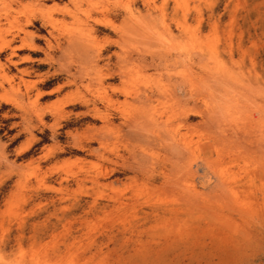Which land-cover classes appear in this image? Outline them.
Wrapping results in <instances>:
<instances>
[{
  "label": "rangeland",
  "instance_id": "374dc122",
  "mask_svg": "<svg viewBox=\"0 0 264 264\" xmlns=\"http://www.w3.org/2000/svg\"><path fill=\"white\" fill-rule=\"evenodd\" d=\"M0 46V264H264V0H0Z\"/></svg>",
  "mask_w": 264,
  "mask_h": 264
},
{
  "label": "bare ground",
  "instance_id": "6f19581e",
  "mask_svg": "<svg viewBox=\"0 0 264 264\" xmlns=\"http://www.w3.org/2000/svg\"><path fill=\"white\" fill-rule=\"evenodd\" d=\"M44 9V8H43ZM46 19V18H45ZM28 23H30V21H28ZM96 23L98 24V25H100V26H107V25H110V22L109 21H106V22H102L101 20H97L96 21ZM45 24V23H44ZM113 28V27H112ZM111 28V29H112ZM24 33H25V31H24ZM31 35V34H30ZM73 35V34H72ZM15 35H13V38L12 39H10L8 42H6V47H9V45H10V42L11 41H13V40H15ZM27 37H29L30 38V36H29V34H28V36H27V34L25 33V36L23 37L22 36V38H21V42H22V44L18 47V49H22V48H26V47H28L29 49H31V50H38V47L37 46H35L34 44H33V42L31 43V42H29L28 41V38ZM71 36H69V38H70ZM72 38V37H71ZM46 39V38H45ZM86 40V39H85ZM84 41V40H83ZM77 42V41H76ZM50 43V42H49ZM71 44V43H70ZM84 44V43H83ZM76 45V44H75ZM78 46H79V44H78ZM77 46V47H78ZM3 46H0V49L2 48ZM48 47H49V45H48ZM51 47H53L52 45H51ZM85 47V46H84ZM50 48V47H49ZM59 48V47H58ZM83 48V47H82ZM40 49V48H39ZM69 49V48H68ZM80 49V48H79ZM86 49V48H85ZM63 50V49H62ZM66 50V49H65ZM64 50V51H65ZM70 50H72V49H70ZM87 50V49H86ZM84 51V50H83ZM96 51V50H95ZM44 52V51H43ZM75 52V51H74ZM78 52V51H77ZM87 52V51H86ZM48 53V52H47ZM66 53V52H65ZM126 53V52H125ZM69 54V53H68ZM71 54V53H70ZM73 54V53H72ZM82 54V53H81ZM50 57H51V55H50ZM62 57V56H61ZM78 57V56H77ZM81 57V56H80ZM80 57H78V58H80ZM84 57H86V56H84ZM52 58H53V56H52ZM51 58V59H52ZM82 58V57H81ZM89 58V57H88ZM117 59H118V57H116ZM50 59V58H49ZM50 59V60H51ZM54 59V58H53ZM49 60V61H50ZM81 60V59H80ZM52 61V60H51ZM129 61H131V60H129ZM128 61V62H129ZM54 63V62H53ZM157 64V63H156ZM60 65V64H59ZM81 66V65H80ZM59 67H62V66H59ZM66 68H68V67H66ZM65 68V69H66ZM65 69H63V70H65ZM122 69V68H121ZM123 69H125L124 67H123ZM67 70V69H66ZM84 71V70H83ZM117 71V70H116ZM80 72V71H79ZM87 72V71H86ZM119 72H121V71H119ZM119 72H117V73H119ZM83 73V72H82ZM70 74H72V73H70ZM83 74H85V73H83ZM114 74V73H113ZM122 74H123V72H122ZM80 75V74H79ZM86 75V74H85ZM89 76V75H88ZM112 77V76H111ZM74 78V77H73ZM91 78V77H90ZM160 79V78H159ZM95 80V79H94ZM166 87V86H165ZM91 88V87H90ZM115 90V89H114ZM163 92V91H162ZM165 98V97H164ZM147 99V98H146ZM139 100V99H138ZM187 147H189V146H187ZM186 149H188V148H186Z\"/></svg>",
  "mask_w": 264,
  "mask_h": 264
},
{
  "label": "crops",
  "instance_id": "0c3cea01",
  "mask_svg": "<svg viewBox=\"0 0 264 264\" xmlns=\"http://www.w3.org/2000/svg\"><path fill=\"white\" fill-rule=\"evenodd\" d=\"M112 50H117L115 47H113V49H110V50H108L107 52H106V55L107 54H109L110 53V51H112ZM28 52H26V54H27ZM22 54H24V53H22ZM29 54V53H28ZM68 106V105H67Z\"/></svg>",
  "mask_w": 264,
  "mask_h": 264
}]
</instances>
